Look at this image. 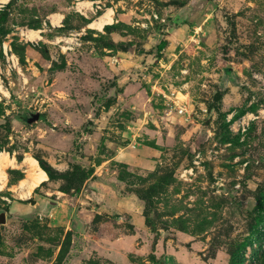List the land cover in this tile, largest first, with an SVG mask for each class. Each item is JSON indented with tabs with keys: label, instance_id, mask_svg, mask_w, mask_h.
<instances>
[{
	"label": "rangeland",
	"instance_id": "1",
	"mask_svg": "<svg viewBox=\"0 0 264 264\" xmlns=\"http://www.w3.org/2000/svg\"><path fill=\"white\" fill-rule=\"evenodd\" d=\"M2 151L0 264H264V0L2 2Z\"/></svg>",
	"mask_w": 264,
	"mask_h": 264
},
{
	"label": "bare ground",
	"instance_id": "2",
	"mask_svg": "<svg viewBox=\"0 0 264 264\" xmlns=\"http://www.w3.org/2000/svg\"><path fill=\"white\" fill-rule=\"evenodd\" d=\"M7 0H0V4L2 2H6ZM86 4L90 5V2L79 1L77 3V8H81ZM88 5V6H89ZM112 13L113 10L111 8H107L99 17L95 20H92L88 23L90 27H95L101 29L104 24H109L112 22ZM62 15L58 13H52L48 16L52 24H59ZM21 34L23 37L27 39H36L41 37V29H22ZM13 167L18 166L19 162H17L13 157L9 156L6 152H0V189H2L6 185V171L4 167L7 166ZM24 167L25 177L20 179L19 183L16 185L17 192L20 197H28L31 194V191L39 186L44 181L48 180L47 172L40 166L38 160L26 154L22 161L19 164Z\"/></svg>",
	"mask_w": 264,
	"mask_h": 264
},
{
	"label": "water",
	"instance_id": "3",
	"mask_svg": "<svg viewBox=\"0 0 264 264\" xmlns=\"http://www.w3.org/2000/svg\"><path fill=\"white\" fill-rule=\"evenodd\" d=\"M37 117H38V115L34 114L33 117L30 118L29 120L35 119ZM3 221H4V213H0V222H3Z\"/></svg>",
	"mask_w": 264,
	"mask_h": 264
},
{
	"label": "trees",
	"instance_id": "4",
	"mask_svg": "<svg viewBox=\"0 0 264 264\" xmlns=\"http://www.w3.org/2000/svg\"><path fill=\"white\" fill-rule=\"evenodd\" d=\"M164 44V41H160V43L158 44V47H162Z\"/></svg>",
	"mask_w": 264,
	"mask_h": 264
},
{
	"label": "built area",
	"instance_id": "5",
	"mask_svg": "<svg viewBox=\"0 0 264 264\" xmlns=\"http://www.w3.org/2000/svg\"><path fill=\"white\" fill-rule=\"evenodd\" d=\"M178 111H179V113L183 112L184 111V107L179 108Z\"/></svg>",
	"mask_w": 264,
	"mask_h": 264
},
{
	"label": "crops",
	"instance_id": "6",
	"mask_svg": "<svg viewBox=\"0 0 264 264\" xmlns=\"http://www.w3.org/2000/svg\"><path fill=\"white\" fill-rule=\"evenodd\" d=\"M21 161H22V160H21ZM21 161H20V162H21ZM20 162H19V164H20ZM21 167H23V166H21ZM23 169H24V168H23Z\"/></svg>",
	"mask_w": 264,
	"mask_h": 264
}]
</instances>
